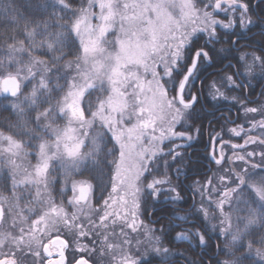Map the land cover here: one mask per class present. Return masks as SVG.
Returning a JSON list of instances; mask_svg holds the SVG:
<instances>
[{
	"label": "snow or ice",
	"instance_id": "snow-or-ice-1",
	"mask_svg": "<svg viewBox=\"0 0 264 264\" xmlns=\"http://www.w3.org/2000/svg\"><path fill=\"white\" fill-rule=\"evenodd\" d=\"M256 28L264 37V0H0V264H66L62 232L87 254L74 264L178 262L163 239L195 241L214 264H264V102L242 105L247 127L229 130L242 144L211 141V177L176 168L210 67L235 60L207 83L212 101L264 82V40L244 50ZM149 202L168 221L156 230ZM189 202L195 215H180Z\"/></svg>",
	"mask_w": 264,
	"mask_h": 264
},
{
	"label": "flooded vegetation",
	"instance_id": "flooded-vegetation-1",
	"mask_svg": "<svg viewBox=\"0 0 264 264\" xmlns=\"http://www.w3.org/2000/svg\"><path fill=\"white\" fill-rule=\"evenodd\" d=\"M256 36H258L259 38L262 37L260 35V28H256V31L253 34H251L250 37L249 36L246 37L243 43L247 44L249 42H252V47H246L244 50L248 52H252L253 50H255L256 46L262 40H264V37H262L263 39L253 40V38ZM225 45L227 46V48L229 47L228 44H225ZM233 55H235V53H233ZM229 63L235 64V60L225 59L221 67L211 68V69L209 68L208 70L209 78L207 81L211 82V80L215 78L216 76L219 77L218 75L224 74L226 66ZM228 74H231V72H228ZM204 84L197 82L196 88L203 89ZM247 85L248 84L245 83V86L242 89H238L242 93V100L239 103L243 102V105L245 106L256 107L255 103H257L259 101L258 99H260L261 92L263 91L262 88H264V83L260 86H257L255 83L250 84L251 85L250 87ZM205 92H206L205 95L203 93H197L200 99H199L198 105L196 106V109H198L199 111H201V113H203L202 114L203 122L201 124L198 123V125L200 127L201 125L205 124V131H204V136H203L204 137V143H203L204 147L197 148V147H192V145L187 144L185 155L187 157V160L190 163H193L194 165L196 164L199 165L201 167V170L206 172L208 175L211 173L207 172V168L205 166L208 165V158L206 157L209 156V153L212 148L211 141L213 139H216V140L218 139L217 129H223V128H228L229 126L231 127L235 126L241 120V110H240L241 108L238 105L236 107H232V105H230L232 103L227 104V105L218 104L219 102L212 101L211 99H209L207 95V91ZM227 92L232 93V91H227ZM216 125H219L220 128H218L219 126L215 128ZM211 128L213 132H211L212 131ZM193 135H194L193 142L196 143L198 139L195 136L197 134H195L194 132ZM227 145L229 147V144ZM201 156L202 158L200 160L199 158ZM194 173L195 172H190V174H194ZM78 179L90 180V176L84 175V176L78 177ZM196 179L203 180V177L196 176ZM173 183L177 185L178 183L180 184V186L179 185L178 186L182 188V192H181L182 196L185 198V200L190 201L191 198L188 193V185L192 183V180L191 179L185 180L184 175H180L179 180H176V181L173 180ZM56 198L62 199V197H56ZM176 207L179 209L180 215H186V214H189L190 211L193 210V203L189 202L186 205H177ZM141 211H143L142 219L144 221V225H146L147 227L149 226L154 227V228L156 227L155 228L156 230V229L161 228L164 224L168 223V221H159L157 210L154 208L151 202H149V204L147 205L146 210L142 204ZM171 223L176 224V223H181V222L173 220L171 221ZM197 227H199V225H197ZM181 228L191 229L192 231H195L193 230L191 224L181 223ZM156 234L160 235L158 231ZM173 235H175V233H173ZM61 238L67 239L68 241V247L65 249L66 264H74L75 260L79 259L81 256L87 255L86 253H82L77 250L76 248L77 241L73 240L71 233L62 232ZM78 242L82 244L88 243L87 239H84V238H79ZM93 242L95 243V241ZM163 243L165 246L169 247L173 252L183 253V257L178 262L174 258L172 264H188L187 263L188 255H189V258L193 259L195 264H214V261L211 259V257L214 255V251L208 252L207 254H205L202 248L200 249L195 248V241H193L192 247H190L187 243H180L178 245H174L171 243L170 245V242L167 239H163ZM216 243L218 242L213 241V245H215ZM88 246L91 247L92 245H88ZM56 258L57 257L54 254L53 259H56ZM45 259H47V257H45Z\"/></svg>",
	"mask_w": 264,
	"mask_h": 264
},
{
	"label": "trees",
	"instance_id": "trees-1",
	"mask_svg": "<svg viewBox=\"0 0 264 264\" xmlns=\"http://www.w3.org/2000/svg\"><path fill=\"white\" fill-rule=\"evenodd\" d=\"M74 4H75V6L76 7H79L81 4H86V0H74ZM253 19L255 20L256 19V17H253ZM256 31V29H254L251 33H249L248 34V36L250 37V35L251 34H253L254 32ZM227 39V38H226ZM257 39H263L262 37H258V36H256V37H254L253 38V40H257ZM202 43V42H201ZM217 47L218 48H221V47H223V48H226L227 49V46L225 45V44H218L217 45ZM225 60V59H224ZM224 60H223V62H224ZM223 62L222 63H218L216 66H214V67H210V69L211 68H219V67H221L222 65H223ZM257 71V74L259 73V69H257L256 70ZM219 76V75H218ZM213 79H215V80H217V79H219V77H215V78H213ZM212 79V80H213ZM207 83H209V81H206L205 82V84L203 85V94L205 95V91H207ZM246 84H248V82H245ZM256 84L257 86H260V85H262L264 82H262V81H260L258 78H252L251 80H250V84ZM263 89V91H264V88H262ZM226 94L230 97V98H232V97H236L237 99L236 100H232L233 102H229V100L228 101H221V100H219V101H217V102H219L218 104H221V105H227V104H230V103H232V104H230V105H232V107H236L237 106V104H236V102L238 101V102H240L241 100H242V93L239 91V90H235V91H232V93L231 92H227L226 91ZM259 101L257 102V103H255V106H258V104L259 103H262V102H264V97H262V96H260V99H258ZM236 101V102H235ZM203 113H201V111H199L198 109H196V116H195V118L194 119H192V120H189L188 121V123H187V126L186 127H193V132H192V134L195 132V129H199L200 130V132H199V134H197L195 137L198 139L197 141H196V143L195 142H191L189 145H192V147H197V148H203L204 147V131H205V124H203V125H201L200 127H199V125H198V123L199 124H201L202 122H203V120H202V115ZM236 125H241V120L236 124ZM219 125H216V127L215 128H217ZM218 128H220V126L218 127ZM226 129L227 128H223V129H217L218 130V132L217 133H219V136H221L224 140H229L231 137L228 135L227 136V131H226ZM211 130H212V128H211ZM211 132H213V130L211 131ZM195 134H196V132H195ZM194 137V136H193ZM240 138H237V139H235V142H237V143H239L240 142ZM195 143V144H194ZM230 147H228V149H229ZM231 149V148H230ZM232 152H233V150H232ZM232 152H230L231 153V155H232ZM184 155H185V153H184ZM231 155H228L229 157L231 156ZM201 158H202V156L199 158L200 160H201ZM206 158H208V157H206ZM226 160L228 159V158H225ZM203 161H205V160H203ZM237 163H239V162H237ZM185 166H187V167H185ZM216 167L217 166H215V165H213L212 166V171L214 172L215 170H216ZM176 168H181L183 171H189V172H196V170H201V167L199 166V165H194L193 163H190L188 160H187V157H186V155H185V161H184V165H176ZM176 171V169L175 168H173L172 170H171V172L169 173L170 175L172 174V173H174ZM90 180H91V177H90ZM173 180H175L176 181V178L173 176ZM178 185L180 186V184L178 183ZM185 195V194H184ZM189 214H191V215H195V213H194V211L192 210V211H190V213ZM189 214H186V215H189ZM156 228V227H155ZM193 230H196L195 228H193ZM170 245H171V243H170ZM223 245H221V247H222ZM224 257H221V259H223ZM193 261V259L192 258H189V255L187 256V263H188V261Z\"/></svg>",
	"mask_w": 264,
	"mask_h": 264
},
{
	"label": "rangeland",
	"instance_id": "rangeland-1",
	"mask_svg": "<svg viewBox=\"0 0 264 264\" xmlns=\"http://www.w3.org/2000/svg\"><path fill=\"white\" fill-rule=\"evenodd\" d=\"M252 78H250V80H251ZM209 99H211L210 97H208ZM229 102H233L234 100L232 99V98H230L229 97ZM227 100V101H228ZM233 100V101H232ZM222 101V100H221ZM236 102V101H235ZM236 104L241 108L240 110H241V125H244L245 127H247V121H248V119H249V117L251 116V115H253V114H245V112H244V110H243V107H242V105H243V102L242 103H239L238 101L236 102ZM187 126V124L185 125V127ZM240 126V125H239ZM233 127H238V125H235V126H229L227 129H226V131H227V136L229 135L231 138H230V140H231V143H237V142H235V139H237V138H240L241 140H240V144H242L243 143V141H244V139L246 138V137H244L243 135L241 136V137H237V136H234V135H232L231 134V132L229 131L231 128H233ZM194 136V135H193ZM218 137V136H217ZM221 136H219L218 137V139H217V141L219 140V138H220ZM194 141V139L191 141V142H193ZM190 142V143H191ZM166 143H168V142H166ZM181 143H184L183 141H181ZM190 143H187V144H190ZM229 147H230V144H229ZM256 146L255 145H250L249 146V150L251 149V148H255ZM231 148V147H230ZM228 149V145L227 144H225L224 145V151H225V154H226V156H225V158H229V156L228 155H231V153L230 152H232V149ZM216 150L217 151H219V143H216ZM165 151H167V148H165ZM231 157V156H230ZM33 163H34V161H33ZM208 176L209 177H211V174H208ZM7 194V193H6ZM142 213H143V211H141ZM149 228H152V229H154L155 230V228L154 227H150L149 226ZM119 231V229L117 228V232Z\"/></svg>",
	"mask_w": 264,
	"mask_h": 264
}]
</instances>
